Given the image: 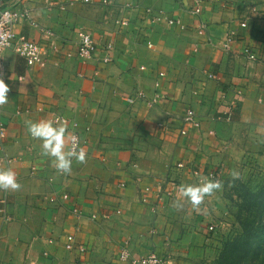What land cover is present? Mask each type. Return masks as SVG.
<instances>
[{"label":"crops","instance_id":"0c3cea01","mask_svg":"<svg viewBox=\"0 0 264 264\" xmlns=\"http://www.w3.org/2000/svg\"><path fill=\"white\" fill-rule=\"evenodd\" d=\"M10 3L28 14L17 35L42 43L51 31L72 56L49 48L40 67L13 49L3 53L0 169L11 168L20 187L8 189L0 264H129L118 258L126 245L134 257L155 252L164 264H182L190 239L178 219L194 209L167 193L187 185L192 170L222 163L237 123L250 119L249 84L263 77L264 62L251 63L244 51L264 61L261 0H200L199 14L194 0ZM81 30L96 45L85 59L76 55ZM189 109L198 128L183 122ZM230 114V122L220 119ZM42 120L66 125L65 150L73 133L82 140L86 158L73 157L70 173L30 134V122ZM96 213L109 217L93 220ZM72 234L84 253L66 248Z\"/></svg>","mask_w":264,"mask_h":264},{"label":"rangeland","instance_id":"374dc122","mask_svg":"<svg viewBox=\"0 0 264 264\" xmlns=\"http://www.w3.org/2000/svg\"><path fill=\"white\" fill-rule=\"evenodd\" d=\"M260 5V14L264 18V0H261ZM263 62L259 58L257 62L251 63ZM254 64L250 68L255 67ZM257 71L256 67L255 72ZM255 72L248 73L252 75ZM240 73L238 76H242ZM245 76L249 79L247 75L242 78ZM249 86L248 93L251 97L246 100L250 119L246 117L243 122L237 123L235 132L229 137V143L225 144L222 163L212 166L204 174L199 170H192L191 180L186 183L200 184L216 180L220 187L206 194L198 206H193L187 199L194 213L187 211L184 215L181 214L178 221L182 223L185 218L179 228L192 243H187L180 250H183L180 258L182 264H219L228 246L237 240V245L242 242L247 246V250L242 246L237 248L238 251L245 252L240 262L243 258L254 255L255 260L264 258V202L261 199L264 191V74L260 79L251 80ZM239 111L241 106L237 105V112ZM209 171L216 174L215 178L208 175ZM177 193L179 192L173 194L168 191L167 197L174 200ZM116 213H120V210ZM207 224L210 226H206ZM131 256L134 257L132 253ZM118 258L120 259L119 255ZM163 260L165 262L164 258ZM235 261L237 262V258Z\"/></svg>","mask_w":264,"mask_h":264},{"label":"built area","instance_id":"2783aa9c","mask_svg":"<svg viewBox=\"0 0 264 264\" xmlns=\"http://www.w3.org/2000/svg\"><path fill=\"white\" fill-rule=\"evenodd\" d=\"M92 0H72V2H83L90 3ZM194 13H201L200 0H194ZM14 4L10 3V0H0V67L3 61V53L7 49H13L18 55L24 57L29 66H40L44 67L47 63L46 59V51L51 48L53 54L58 57H69L72 56L71 53L64 52L63 48L58 43L60 42L59 37L56 36L51 31H46L47 39L45 42L39 43L36 41H32L26 38L24 35H17V26L21 23V21L28 15L27 11L20 8H15ZM169 24H178L182 26V23L179 19H168ZM242 26L245 27V22L242 23ZM204 25L200 28L199 33H202V29ZM80 42L78 45V49L76 51V55L80 59H85L92 57L96 51V45L91 37V35L81 30L78 33ZM233 41V36H229L226 39V45ZM111 46L105 48V59L104 61H109V51ZM245 54L252 61H257L259 58L254 53V51L250 50L249 47L245 49ZM1 77V76H0ZM132 101V99H130ZM221 120L230 122L231 114L227 117H220ZM184 124L193 126L198 128L201 125V122L198 120L195 112L189 110L183 119ZM189 128V127H187ZM183 129L181 134L185 135L188 133V129ZM72 136L77 138L78 147L82 146V140L78 136V134L73 133ZM72 144V141H71ZM71 147V145H70ZM208 175L215 178L216 174L214 172L209 171ZM67 199V195L63 197ZM7 203H8V189H0V223H4L9 220L10 215L7 211ZM76 214H79L78 210H75ZM93 220L97 219H107L109 215L107 213H96L92 216ZM213 229V226L210 227ZM66 248L68 250H76L78 252L84 253L86 249L83 246H80L77 241L75 235H69L66 240ZM119 257L121 261L128 262L129 264H163V258L157 253L153 252L147 255H142L139 257H132L131 252L128 249L127 245L123 246L119 252Z\"/></svg>","mask_w":264,"mask_h":264},{"label":"clouds","instance_id":"9594fccd","mask_svg":"<svg viewBox=\"0 0 264 264\" xmlns=\"http://www.w3.org/2000/svg\"><path fill=\"white\" fill-rule=\"evenodd\" d=\"M9 90L8 84L0 78V103L6 99V93ZM30 134L42 141L43 152L54 158V166L63 173L71 172L72 158L83 162L86 158V152L83 147H78L77 138L71 136V147L66 149V125L57 123L53 120H42L30 122ZM20 184L16 178V173L11 169H0V189H18ZM220 187L216 180H207L200 184L182 185L179 193L186 197L193 206H198L204 196Z\"/></svg>","mask_w":264,"mask_h":264},{"label":"trees","instance_id":"16d2710c","mask_svg":"<svg viewBox=\"0 0 264 264\" xmlns=\"http://www.w3.org/2000/svg\"><path fill=\"white\" fill-rule=\"evenodd\" d=\"M261 197H262L261 198L262 201L264 202V191L262 192ZM237 241L231 243L228 246L227 252L223 254L222 259L220 260L219 264H264V258L261 260H255L256 255H254L251 258L250 257L243 258L242 262H240V259L244 256L243 254L245 253L244 250H247V246L245 243H242V242L237 245ZM241 246L244 248V250L238 251L237 248ZM235 258H237V262L235 261Z\"/></svg>","mask_w":264,"mask_h":264}]
</instances>
